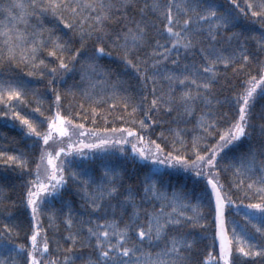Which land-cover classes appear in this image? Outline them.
Wrapping results in <instances>:
<instances>
[{"label":"snow or ice","instance_id":"snow-or-ice-1","mask_svg":"<svg viewBox=\"0 0 264 264\" xmlns=\"http://www.w3.org/2000/svg\"><path fill=\"white\" fill-rule=\"evenodd\" d=\"M227 3L0 0V117L32 140L30 153L0 146L24 181L12 199L0 177V264H264V0ZM80 85L93 124L133 127L63 114ZM45 96L54 112L38 124ZM163 124L177 127L158 143ZM185 174L193 190L173 183Z\"/></svg>","mask_w":264,"mask_h":264},{"label":"trees","instance_id":"trees-1","mask_svg":"<svg viewBox=\"0 0 264 264\" xmlns=\"http://www.w3.org/2000/svg\"><path fill=\"white\" fill-rule=\"evenodd\" d=\"M219 3L223 4V6L225 8L228 7V3L227 0H218ZM46 25L51 27V24H47ZM60 34V33H58ZM52 58H49L48 62H51ZM105 63L110 64L111 67L113 68L114 72L116 73L117 76L120 77V79L122 80H128L129 76L127 74H125L124 69L121 65L117 63H112V60H108L105 61ZM54 66V65H53ZM25 71H27V69H25ZM115 79V77H113ZM29 79H33V78H29ZM67 83H63L60 82L57 84V87L63 92L66 91V89L73 85L74 83L79 84V76H75V77H69L66 76L64 78ZM225 88H227V84L225 81L221 82ZM36 88H39L41 92L44 91V86L43 83L37 82L33 85ZM86 87V85H80V87L75 88L74 91L77 92V95L75 96V98L72 97H65L64 99H62V104L64 105V108L62 109V113L63 114H67L69 111V104H71V112L73 115V118L75 119L76 123H84L85 124V129H97L102 131L103 128L105 126L111 128V127H116V128H122V127H133L130 123H123L119 120H116L114 122H110L108 125L104 124V121L102 119L97 118V122L96 124L92 123V117L89 113H87L86 111H83L79 108V104L83 103L85 105V109H88L90 107L88 101L80 94V88ZM220 89V85L217 86V90L219 91ZM230 93L228 91H224L222 93H220V99L223 100L224 96L229 95ZM52 100L53 97L50 96H45L44 97V106L42 107V111L44 112V116H40L38 113H32V109L36 106L34 103L29 104L27 107L23 108L21 111V114H26V113H32V119H34L38 124L40 121L46 119L47 117L53 115L54 112V108L50 111L49 110V106L52 105ZM92 107H96V105H91ZM20 110V109H18ZM97 110L100 111L101 108L97 107ZM103 110H107V105H103ZM223 111H228L227 107H225L224 109H222ZM76 113H79V116L76 115ZM81 117H83V119H81ZM155 118V116H154ZM110 121H112V118H109ZM137 119H143V113H138L137 114ZM161 119L162 120H169L170 117L164 116L163 113H161ZM12 123H16L17 126L15 128H13L11 126ZM194 126V121L191 124L188 125H184V124H180L179 127L181 128H189L191 129ZM41 127H44L43 125ZM169 127H177V125L175 124H163L160 127H155L154 129L150 130L152 139L157 140V142L159 143L160 140L157 139L159 137V133L160 131H165L166 135L170 134L167 132V129ZM135 130L139 131L138 128H136ZM0 135H2L3 137H5L6 139H0V146H3L5 148L11 147L14 149H20L25 151L26 153H30V148L29 146L32 144V140L30 139H25L20 131V126L17 122H13L10 119L8 120V123H5V118L0 117ZM187 139H190V135L186 136ZM211 142V141H209ZM119 155V154H118ZM34 158V156L32 157ZM114 163H124L123 159L119 160V161H114ZM31 166V165H30ZM126 166L128 167L129 171L132 170L133 165L130 162L126 163ZM145 169H142V171ZM191 174H185L184 176L181 177H176L174 176L172 178L173 183H185L187 186L188 190H193L194 189V184L193 181L191 179H187L188 176H190ZM3 176H9L12 177V183L15 184V188L13 187H6L5 191L6 194L11 197L12 199H18L19 195H21L23 193V180L19 178V174L17 173H13L10 171H6L4 169V167L2 165H0V177ZM26 179V178H25ZM200 187H203V182L201 181L200 183ZM199 188H195V191H193V202H195V196L198 194L199 192ZM70 199H74L75 200V207L79 208V198L78 197H69ZM57 208L59 207V205L56 206ZM206 214H207V210H206ZM208 223L209 225H211V216L208 217ZM48 222H47V218L44 217L43 218V226L47 227ZM202 230L197 229L195 230L196 233L201 232ZM61 233H63V225H61ZM49 235L51 236V232L49 233ZM213 233H212V229L211 227H209L208 231H207V236L209 237V239L207 241H205V244L210 245L211 244V237H212ZM21 240L19 241V243H26V241L23 239V233L21 234ZM63 243V241H62ZM67 246V245H65ZM204 245H201V248H203ZM209 251H213V254H215V250L209 248Z\"/></svg>","mask_w":264,"mask_h":264},{"label":"rangeland","instance_id":"rangeland-1","mask_svg":"<svg viewBox=\"0 0 264 264\" xmlns=\"http://www.w3.org/2000/svg\"><path fill=\"white\" fill-rule=\"evenodd\" d=\"M84 139H85V142H88V138L85 137ZM126 147H127V146H126ZM86 151H87V150H86Z\"/></svg>","mask_w":264,"mask_h":264},{"label":"water","instance_id":"water-1","mask_svg":"<svg viewBox=\"0 0 264 264\" xmlns=\"http://www.w3.org/2000/svg\"><path fill=\"white\" fill-rule=\"evenodd\" d=\"M217 250H218V239H217Z\"/></svg>","mask_w":264,"mask_h":264}]
</instances>
